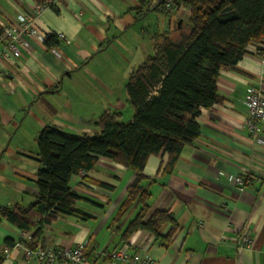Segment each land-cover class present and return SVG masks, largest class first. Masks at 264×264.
Listing matches in <instances>:
<instances>
[{
    "label": "crops",
    "instance_id": "obj_1",
    "mask_svg": "<svg viewBox=\"0 0 264 264\" xmlns=\"http://www.w3.org/2000/svg\"><path fill=\"white\" fill-rule=\"evenodd\" d=\"M148 1L55 0L35 20L47 36H57L55 47L29 36L33 50L10 59L0 35V208L24 209L37 200L42 166L37 137L46 126L81 136L99 132L96 121L106 111L123 114L132 108L126 122L133 120L126 89L132 71L154 53L155 35H175L190 16L187 7L167 13L157 9L156 0L144 6ZM36 4L0 0V26L19 15L34 16ZM258 46L261 51L251 46L234 69L222 71L221 102L201 109L200 135L184 147L173 170H167V154L147 161L148 217L169 211L179 227L171 240L163 244L146 230L124 239L140 205L124 214L119 209L136 173L101 156L91 171L71 180L81 197L77 209L90 217L57 216L43 226L40 246L88 242L91 258L105 249L136 253L146 246L144 256L153 264H264V132L259 143L246 127L247 90L252 85L264 90V42ZM226 174L249 182L240 187ZM170 229L165 225L163 235ZM21 233L0 214L1 264H30L25 246L16 244ZM245 233L254 239L252 247L238 245ZM95 264L126 263L98 258Z\"/></svg>",
    "mask_w": 264,
    "mask_h": 264
},
{
    "label": "trees",
    "instance_id": "obj_2",
    "mask_svg": "<svg viewBox=\"0 0 264 264\" xmlns=\"http://www.w3.org/2000/svg\"><path fill=\"white\" fill-rule=\"evenodd\" d=\"M176 1L190 9L188 25L175 35H155L154 53L132 71L126 86L135 111L132 121L123 122L122 113L106 111L96 121L100 131L93 135L77 136L55 126L40 131L37 143L42 166L36 180L37 200L24 209L0 208L3 217L22 231H31L30 238L20 244L39 247L43 226L59 215L90 217L77 209L81 197L71 180L91 171L101 156L136 173L119 209L124 214L133 204L140 205L124 239L146 230L166 244L176 234L179 227L169 211H156L148 217L151 193L143 184L147 180L145 166L150 156L164 153L168 155L167 170H173L184 147L200 135L201 109L221 102L218 82L222 71L234 69L251 52V46L261 51L264 0ZM158 5L157 9L173 12ZM57 39L49 35L47 47H55ZM99 185L108 186L104 182ZM165 225L171 229L163 235ZM6 242L15 245L11 239Z\"/></svg>",
    "mask_w": 264,
    "mask_h": 264
},
{
    "label": "built area",
    "instance_id": "obj_3",
    "mask_svg": "<svg viewBox=\"0 0 264 264\" xmlns=\"http://www.w3.org/2000/svg\"><path fill=\"white\" fill-rule=\"evenodd\" d=\"M157 3L163 4L165 9L169 11H177L185 6L177 3L176 0H156ZM55 3V0H44L37 3L34 9V16L19 15L14 23L4 25L2 37L7 40V45L3 51L6 58L11 56H19L22 50L31 52L32 45L28 41L29 36H36L42 42H45L48 36L36 25V18L49 6ZM63 37L62 34L59 35ZM246 104L248 107V117L246 127L256 142L262 143V133L264 132V90L261 86L252 85L248 88L246 94ZM228 178L236 185L244 187L248 184V180L243 176L228 175ZM31 231H22L19 241L29 239ZM254 239L248 233L241 235L238 239L240 247H252ZM88 242L78 244L76 246L66 247H42L35 249L25 247V259L27 263L34 264H95L96 259H112L121 261L126 264H153L150 258L144 256L146 246L136 253H131L129 248L121 250H101L96 258H91L87 253Z\"/></svg>",
    "mask_w": 264,
    "mask_h": 264
},
{
    "label": "rangeland",
    "instance_id": "obj_4",
    "mask_svg": "<svg viewBox=\"0 0 264 264\" xmlns=\"http://www.w3.org/2000/svg\"><path fill=\"white\" fill-rule=\"evenodd\" d=\"M131 112H132V108H131L130 112H127L126 111L125 113L122 114V120H123V122H126L129 119V116L132 115Z\"/></svg>",
    "mask_w": 264,
    "mask_h": 264
}]
</instances>
